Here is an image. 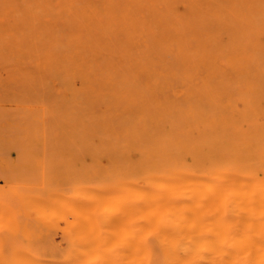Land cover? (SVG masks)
Returning a JSON list of instances; mask_svg holds the SVG:
<instances>
[{
  "label": "bare ground",
  "instance_id": "bare-ground-1",
  "mask_svg": "<svg viewBox=\"0 0 264 264\" xmlns=\"http://www.w3.org/2000/svg\"><path fill=\"white\" fill-rule=\"evenodd\" d=\"M0 7L46 9L51 42L53 27L70 29L62 36L65 86L77 93L81 150L121 163L125 177L112 171L120 184L108 165L109 182L86 185L91 196L80 189L82 196L70 195L80 196L75 203L65 196L82 206L71 207L78 220L67 206L78 228L68 217L61 226L76 250L37 259L20 248L26 262L9 247L21 256L9 250L12 260L0 264H264V0H0ZM109 54L119 57L114 75ZM110 123L116 144L97 151L86 136L110 131ZM2 219L6 226L15 218ZM111 224L127 238L116 228L111 234ZM113 235L124 242L117 252Z\"/></svg>",
  "mask_w": 264,
  "mask_h": 264
},
{
  "label": "rangeland",
  "instance_id": "rangeland-1",
  "mask_svg": "<svg viewBox=\"0 0 264 264\" xmlns=\"http://www.w3.org/2000/svg\"><path fill=\"white\" fill-rule=\"evenodd\" d=\"M54 13L58 14L61 12L54 11ZM46 14H49L46 9L38 7L22 9L0 7V211L3 209V213H0V218H15L13 223H8L7 221L6 226H3L6 222L2 219L3 224L0 225V228H2V230L0 229V252L7 251L9 247L28 249L27 254L33 253L32 256H36L37 259L40 257L47 259L65 256L68 250L73 249L75 244L70 242H73L76 237L73 240L70 239V234L67 232L71 240L69 241L66 238V233L62 231V227H69L67 223L69 218V222L74 217L75 220L76 216L78 220V216L80 217L82 212V206H80L81 202L74 204L75 207L78 204L77 208H79L80 213L72 209L75 208L72 203L79 200L80 196H74L78 198L75 199L70 195L74 191L77 193L78 189H80L81 193L86 190V193L91 196V191L87 192V190L91 189L92 192L94 191L89 186L87 187L89 189H86L87 184L95 186L96 183L97 186L100 184L98 181L101 182L102 178L104 180L102 182L108 181L109 171L117 179V177L121 176L118 169L122 166L121 163L117 162L111 164L106 161L103 162L105 156H102V153L94 151L85 153V151L81 150L83 128L81 127L78 105L75 100H78V97L76 92L67 90L65 86L67 63L64 60L63 48L66 43L62 36L70 29L61 25L53 27L52 33L57 34L58 38L51 42L49 27L45 20ZM114 54H116V48ZM110 55L111 70L109 72L114 75L118 70L119 57L113 56L111 58ZM110 126L113 129L108 132L99 131L95 128L89 131L91 128H87L89 135L86 136V141L93 143L97 151H100V149L105 152L112 151L117 141L118 126L117 123H110ZM108 156L120 157L122 155L108 154ZM103 164L105 167H103ZM113 164L114 167H111ZM108 165L110 169L107 172ZM88 166L92 167L93 171L97 167L98 169L100 168L97 171L99 176H96L98 175L97 169L93 172L90 170L92 168ZM85 169H87L86 173L84 172ZM89 171L91 172L89 173ZM112 171L118 172L117 174L115 173L117 177ZM93 173H95V176ZM88 175H91V177ZM86 176L88 177L86 178ZM121 177L125 178L123 175ZM88 178H90V181ZM70 180L78 186L77 190H72L73 185ZM115 180L113 179V181ZM117 180L122 184L121 179ZM82 182H84V185ZM125 187L126 184L120 190L125 191ZM118 190L116 191L118 192ZM73 195L76 194L73 193ZM65 196L72 198L71 205L68 204L69 200L65 202ZM62 202L66 206L65 211L63 210L64 208L61 209L65 207ZM114 205L116 204L111 205V207L115 208ZM60 206L61 210L59 209ZM67 206H70V208L73 206L71 209L72 211L74 210V214L77 212L74 217H72L71 209ZM118 207L117 209L119 210ZM62 210L67 212V216L62 213ZM68 210H70V213H68ZM114 211H116V208ZM109 212V214L103 213H106L107 216H110V214L115 216L114 213L112 214L113 211ZM65 217H68L66 219L67 222L64 221ZM16 219H18L19 223ZM72 223L71 225H75V229L78 228L76 223ZM81 225L79 227L84 230ZM114 225L112 226L111 224L113 228L109 225L111 228L109 229L111 231L112 229L113 231L115 230L116 233L117 230H120L119 232L122 234L118 233L117 236L122 235V237L127 238L128 232H126V228V231L123 232L124 229L121 228V225H118L119 229H117V225L115 227ZM106 227L104 226L102 229L103 234L106 232L104 230ZM75 229L73 230L75 231ZM73 230L71 229V231ZM77 230L79 232L80 229ZM113 231L110 233L113 234ZM83 232L85 233V230ZM104 235L107 234L105 233ZM71 236L74 237V234L72 235L71 233ZM117 236L115 235L116 238ZM112 237V239L116 240L114 235ZM77 240L74 243L77 244ZM120 240L122 241L123 239ZM120 240H116L119 241V243L117 242L118 247L113 246L112 248L115 252L121 247H119ZM4 246H6L7 250L4 249ZM65 247L67 248L65 249ZM11 248L9 250L12 252ZM76 248L78 247L76 246ZM76 248L73 250H76ZM30 249L33 250L29 253ZM59 249H61L62 253ZM9 250L8 253H4L7 256L0 253V261L12 260V254L19 256L20 253H23L21 254L23 256L24 251H26H21L19 254L16 253V255L14 251L8 257L10 254ZM37 250L40 251V256H37ZM92 252L93 250L89 254L91 253V257H95L96 252H94L95 256L92 255ZM27 254L24 255V260ZM43 255L45 257H42ZM29 257L27 256L28 259L26 260H29ZM21 260L22 257H20L19 261Z\"/></svg>",
  "mask_w": 264,
  "mask_h": 264
}]
</instances>
